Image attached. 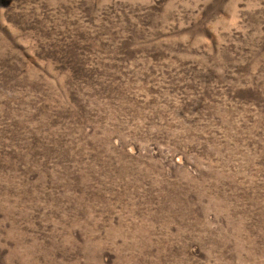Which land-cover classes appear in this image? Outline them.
I'll return each instance as SVG.
<instances>
[{"label": "rangeland", "instance_id": "1", "mask_svg": "<svg viewBox=\"0 0 264 264\" xmlns=\"http://www.w3.org/2000/svg\"><path fill=\"white\" fill-rule=\"evenodd\" d=\"M0 264H264V0H0Z\"/></svg>", "mask_w": 264, "mask_h": 264}]
</instances>
